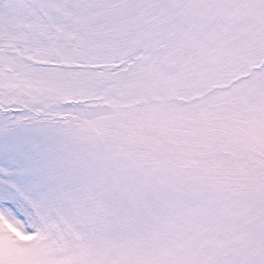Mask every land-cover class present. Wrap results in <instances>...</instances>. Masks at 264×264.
<instances>
[{"label":"snow or ice","instance_id":"1","mask_svg":"<svg viewBox=\"0 0 264 264\" xmlns=\"http://www.w3.org/2000/svg\"><path fill=\"white\" fill-rule=\"evenodd\" d=\"M0 264H264V0H0Z\"/></svg>","mask_w":264,"mask_h":264}]
</instances>
